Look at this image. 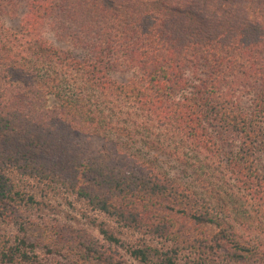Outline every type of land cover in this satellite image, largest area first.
I'll list each match as a JSON object with an SVG mask.
<instances>
[{
	"label": "trees",
	"instance_id": "1",
	"mask_svg": "<svg viewBox=\"0 0 264 264\" xmlns=\"http://www.w3.org/2000/svg\"><path fill=\"white\" fill-rule=\"evenodd\" d=\"M32 181L141 234L142 261L264 264V0H0V219L23 234L0 264H52ZM46 235L67 264H129Z\"/></svg>",
	"mask_w": 264,
	"mask_h": 264
},
{
	"label": "rangeland",
	"instance_id": "2",
	"mask_svg": "<svg viewBox=\"0 0 264 264\" xmlns=\"http://www.w3.org/2000/svg\"><path fill=\"white\" fill-rule=\"evenodd\" d=\"M14 20V19H13ZM12 20H9V23ZM127 77L128 73H121ZM20 183V177L16 176ZM35 195L36 202L28 206L30 224L26 229V238L33 242L36 251L43 263L67 264V259L59 253H49L46 246L47 228L49 225L63 224L72 227H81L94 235L101 242L113 246L129 264H155L157 258L142 261L131 255L132 250L144 241L141 234L119 225L113 218L92 209L84 201L75 196L49 188L36 182H29L25 186ZM0 233L9 236L12 240L22 237V233L12 224L0 219Z\"/></svg>",
	"mask_w": 264,
	"mask_h": 264
}]
</instances>
